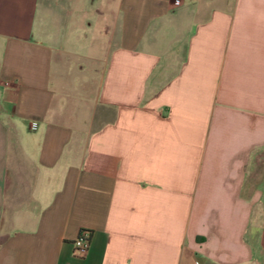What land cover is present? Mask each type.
<instances>
[{
    "label": "crops",
    "instance_id": "1",
    "mask_svg": "<svg viewBox=\"0 0 264 264\" xmlns=\"http://www.w3.org/2000/svg\"><path fill=\"white\" fill-rule=\"evenodd\" d=\"M39 4L0 0V116L28 188L0 264H264V0H117L85 122Z\"/></svg>",
    "mask_w": 264,
    "mask_h": 264
},
{
    "label": "rangeland",
    "instance_id": "2",
    "mask_svg": "<svg viewBox=\"0 0 264 264\" xmlns=\"http://www.w3.org/2000/svg\"><path fill=\"white\" fill-rule=\"evenodd\" d=\"M39 1L34 37L40 40H46V36L51 38L57 43L59 55H69L68 61L74 72L67 88L69 103L72 109L81 110L85 122L108 41L116 26L117 0ZM49 18L53 22L50 30L46 25ZM259 162L264 164V155ZM25 165L9 123L0 116V219L2 215L6 219L11 201L18 202V198L27 197L28 188L25 182H21L23 175L19 169ZM9 225L6 220H0V228Z\"/></svg>",
    "mask_w": 264,
    "mask_h": 264
},
{
    "label": "built area",
    "instance_id": "3",
    "mask_svg": "<svg viewBox=\"0 0 264 264\" xmlns=\"http://www.w3.org/2000/svg\"><path fill=\"white\" fill-rule=\"evenodd\" d=\"M91 233L87 229H81L73 241V252L83 256L89 246Z\"/></svg>",
    "mask_w": 264,
    "mask_h": 264
}]
</instances>
